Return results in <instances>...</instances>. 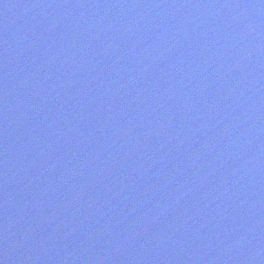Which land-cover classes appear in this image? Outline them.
<instances>
[{
    "label": "water",
    "instance_id": "95a60500",
    "mask_svg": "<svg viewBox=\"0 0 264 264\" xmlns=\"http://www.w3.org/2000/svg\"><path fill=\"white\" fill-rule=\"evenodd\" d=\"M0 264H264V0H0Z\"/></svg>",
    "mask_w": 264,
    "mask_h": 264
}]
</instances>
